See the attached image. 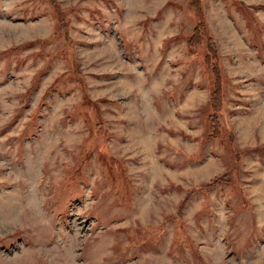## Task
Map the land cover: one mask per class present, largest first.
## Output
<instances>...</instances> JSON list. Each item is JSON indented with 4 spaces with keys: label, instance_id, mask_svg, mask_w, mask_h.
<instances>
[{
    "label": "rangeland",
    "instance_id": "rangeland-1",
    "mask_svg": "<svg viewBox=\"0 0 264 264\" xmlns=\"http://www.w3.org/2000/svg\"><path fill=\"white\" fill-rule=\"evenodd\" d=\"M0 264H264V0H0Z\"/></svg>",
    "mask_w": 264,
    "mask_h": 264
},
{
    "label": "trees",
    "instance_id": "trees-1",
    "mask_svg": "<svg viewBox=\"0 0 264 264\" xmlns=\"http://www.w3.org/2000/svg\"><path fill=\"white\" fill-rule=\"evenodd\" d=\"M193 6H194L193 4H191V6L189 5V9H192ZM200 28H201V23L199 24V27H196L193 30V34H192V37L190 39V44L193 45V46L195 44H197L198 42H200ZM210 52L211 51L209 49V51L207 52V54H206V56L204 58V61H205L206 65H208V64H215V63H212V61H215V59H214L215 57H212V55H211ZM208 55L211 57L210 59L207 58ZM208 60H209V63L207 62ZM217 82L219 84L218 83H215L216 84V87H218L221 90L220 80L219 81L217 80ZM218 91H216L215 93L213 92L210 95L209 102H210V106H211L212 109H214V108L217 109L219 107V104H220L219 98H221L222 94H219L220 92H218ZM214 98L218 101V104H216V105H214V103H213V99Z\"/></svg>",
    "mask_w": 264,
    "mask_h": 264
}]
</instances>
